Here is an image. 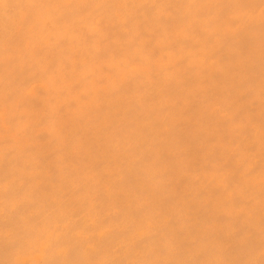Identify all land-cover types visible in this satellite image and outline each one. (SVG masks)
<instances>
[{"label":"rangeland","instance_id":"obj_1","mask_svg":"<svg viewBox=\"0 0 264 264\" xmlns=\"http://www.w3.org/2000/svg\"><path fill=\"white\" fill-rule=\"evenodd\" d=\"M0 264H264V0H0Z\"/></svg>","mask_w":264,"mask_h":264}]
</instances>
